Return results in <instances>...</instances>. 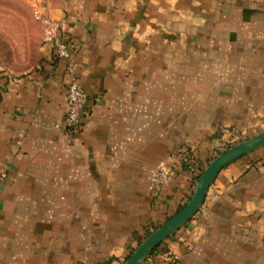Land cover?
Here are the masks:
<instances>
[{
    "label": "crops",
    "instance_id": "crops-1",
    "mask_svg": "<svg viewBox=\"0 0 264 264\" xmlns=\"http://www.w3.org/2000/svg\"><path fill=\"white\" fill-rule=\"evenodd\" d=\"M27 2L75 48L58 60L42 40L27 71L0 65V264H124L215 156L264 130V0ZM67 62L88 95L73 130ZM142 264H264V145Z\"/></svg>",
    "mask_w": 264,
    "mask_h": 264
},
{
    "label": "water",
    "instance_id": "water-1",
    "mask_svg": "<svg viewBox=\"0 0 264 264\" xmlns=\"http://www.w3.org/2000/svg\"><path fill=\"white\" fill-rule=\"evenodd\" d=\"M261 145H264V130L228 147L215 156L200 173L194 191L188 201L170 218L147 235L124 264H142L154 248L178 230L197 212L218 172L228 163Z\"/></svg>",
    "mask_w": 264,
    "mask_h": 264
},
{
    "label": "rangeland",
    "instance_id": "rangeland-1",
    "mask_svg": "<svg viewBox=\"0 0 264 264\" xmlns=\"http://www.w3.org/2000/svg\"><path fill=\"white\" fill-rule=\"evenodd\" d=\"M27 0H0V65L12 73L32 68L43 40Z\"/></svg>",
    "mask_w": 264,
    "mask_h": 264
},
{
    "label": "built area",
    "instance_id": "built-area-1",
    "mask_svg": "<svg viewBox=\"0 0 264 264\" xmlns=\"http://www.w3.org/2000/svg\"><path fill=\"white\" fill-rule=\"evenodd\" d=\"M31 14L33 19L39 25L42 32V39L45 42L52 44L55 56L58 60L67 61L70 51L75 48L72 42L64 41L58 34V23L52 21L39 7L32 6ZM67 83H66V99H65V114L63 119L64 129H77L81 124V114L88 104V95L77 81V76L72 65L66 63ZM169 171L164 168H159L152 173L151 183L155 191L168 180ZM86 264V263H81Z\"/></svg>",
    "mask_w": 264,
    "mask_h": 264
},
{
    "label": "trees",
    "instance_id": "trees-1",
    "mask_svg": "<svg viewBox=\"0 0 264 264\" xmlns=\"http://www.w3.org/2000/svg\"><path fill=\"white\" fill-rule=\"evenodd\" d=\"M168 218H170V216L167 217V219H168ZM167 219H166V220H167ZM157 227H158V226H152L151 229H150V228H147V230H146V232H145V235H144V238H145L147 235H149L153 230H155ZM144 238H143V239H144ZM143 239H141V241H142ZM158 246H159V245H158ZM158 246H157L156 248H154V250L151 252L150 255H152V254H154V252H156Z\"/></svg>",
    "mask_w": 264,
    "mask_h": 264
}]
</instances>
